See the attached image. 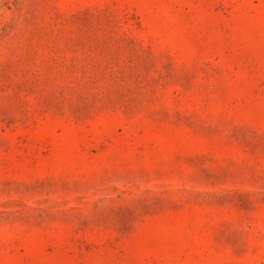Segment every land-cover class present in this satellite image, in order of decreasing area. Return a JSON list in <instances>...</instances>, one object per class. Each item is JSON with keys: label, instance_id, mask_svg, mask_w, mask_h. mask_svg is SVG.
Masks as SVG:
<instances>
[{"label": "rangeland", "instance_id": "rangeland-1", "mask_svg": "<svg viewBox=\"0 0 264 264\" xmlns=\"http://www.w3.org/2000/svg\"><path fill=\"white\" fill-rule=\"evenodd\" d=\"M0 264H264V0H0Z\"/></svg>", "mask_w": 264, "mask_h": 264}]
</instances>
